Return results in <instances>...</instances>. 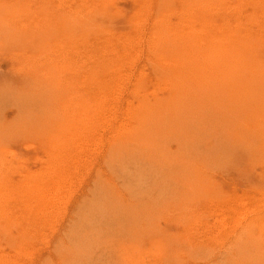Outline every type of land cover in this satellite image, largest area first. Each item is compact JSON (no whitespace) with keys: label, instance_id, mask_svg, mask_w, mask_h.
Listing matches in <instances>:
<instances>
[{"label":"rangeland","instance_id":"rangeland-1","mask_svg":"<svg viewBox=\"0 0 264 264\" xmlns=\"http://www.w3.org/2000/svg\"><path fill=\"white\" fill-rule=\"evenodd\" d=\"M168 1L0 0V264H264V87L172 82L264 44V0Z\"/></svg>","mask_w":264,"mask_h":264},{"label":"bare ground","instance_id":"bare-ground-1","mask_svg":"<svg viewBox=\"0 0 264 264\" xmlns=\"http://www.w3.org/2000/svg\"><path fill=\"white\" fill-rule=\"evenodd\" d=\"M108 1V0H107ZM111 1V0H110ZM145 1V0H144ZM169 1H172V0H169ZM168 1V2H169ZM183 1V0H182ZM199 1H201V0H199ZM213 1V0H212ZM250 1V0H249ZM143 2V1H142ZM187 2V1H186ZM193 2V1H192ZM206 2H208V1H206ZM221 2V1H220ZM111 3V2H110ZM113 3V2H112ZM184 3H185V1H184ZM197 3V2H196ZM201 3H202V1H201ZM204 3V2H203ZM202 3V4H203ZM210 3V2H209ZM224 3V2H223ZM226 3V2H225ZM224 3V4H225ZM236 3V2H235ZM187 4V3H186ZM194 4V3H193ZM205 4V3H204ZM239 4H240V2H239ZM238 4V5H239ZM242 4V3H241ZM18 5V4H17ZM106 5V4H105ZM138 5V4H137ZM221 6H222V4H220ZM236 5V4H235ZM107 6H109V5H107ZM136 6V5H135ZM142 6H143V4H142ZM146 6H147V2H146ZM163 6V5H162ZM187 6V5H186ZM204 6V5H203ZM217 6V5H216ZM99 7V6H98ZM190 7H192L191 6V4H190ZM228 7V6H227ZM100 8V7H99ZM110 8H111V6H110ZM144 8V7H143ZM160 8V7H159ZM169 8V7H168ZM184 8V7H183ZM220 8V7H219ZM232 8V7H231ZM103 9V8H102ZM101 9V10H102ZM149 9V8H148ZM191 9L192 8H190V11H191ZM209 9V8H208ZM215 9V8H214ZM213 9V10H214ZM217 9V8H216ZM217 10H219V9H217ZM227 10H229V9H227ZM119 11V10H118ZM145 11V10H144ZM189 11V10H188ZM209 11V10H208ZM215 11V10H214ZM220 11L221 10H219V11H216V12H218V13H220ZM230 11V10H229ZM95 12V11H94ZM108 12V11H107ZM106 12V13H107ZM160 12V11H159ZM203 13H204V11H202ZM238 12V11H237ZM103 13V12H102ZM108 13H110V12H108ZM145 13V12H144ZM210 14H211V10H210V12H209ZM91 14V13H90ZM99 14V13H98ZM142 14V13H141ZM191 14H192V12H191ZM74 15V14H73ZM82 15V14H81ZM102 15H104V13L102 14ZM139 15V14H138ZM160 15V14H159ZM158 15V16H159ZM164 15V14H163ZM190 14H187V17L190 19V16H189ZM194 15L196 16V17H198L199 18V14H198V16H197V14H196V12H194ZM218 15V14H217ZM76 16H77V14H76ZM88 16H89V14H88ZM87 16V17H88ZM92 16V15H91ZM98 16V15H97ZM135 16V15H134ZM161 16V15H160ZM168 16V15H167ZM166 16V17H167ZM181 16V15H180ZM185 16V15H184ZM192 16H193V14H192ZM213 17L214 16H216V15H212ZM108 17V16H107ZM141 17V16H140ZM165 17V18H166ZM186 17V18H187ZM92 18V17H91ZM90 18V20H92ZM110 18H111V16H110ZM164 18V19H165ZM183 17H181V19H182ZM186 18H185V20H186ZM200 18H202L201 16H200ZM98 19H99V16H98ZM101 19V18H100ZM114 20H115V18H113ZM132 19V18H131ZM197 19V18H196ZM90 20L88 21V22H90ZM94 20H96V19H94ZM137 20V19H136ZM142 20V19H141ZM159 20H160V18H159ZM185 20H183V21H185ZM72 21V20H71ZM86 21V20H85ZM101 21V20H100ZM99 21V22H100ZM169 21V20H168ZM199 21V20H198ZM197 21V22H198ZM83 22H84V20H83ZM83 22L81 23V26L82 25H84L83 24ZM182 22V21H181ZM196 22V21H195ZM196 22V23H197ZM52 23V22H51ZM87 23V22H86ZM93 23V22H92ZM95 23H96V21H95ZM102 23H104V22H102ZM106 23V22H105ZM135 23V22H134ZM136 23H138V22H136ZM163 23V22H162ZM165 23V22H164ZM163 23V24H164ZM179 23V22H178ZM183 23V22H182ZM203 23V22H202ZM242 23V22H241ZM241 23H240V25H241ZM246 23V22H245ZM10 24V23H9ZM70 24V23H69ZM142 24V23H141ZM155 24V23H154ZM162 24V25H163ZM168 24V23H167ZM174 24V23H173ZM176 24V23H175ZM191 24V23H190ZM189 24V25H190ZM193 24V23H192ZM209 24V23H208ZM207 24V25H208ZM66 25H67V22H66ZM72 25V24H71ZM87 25H88V23H87ZM139 25H140V23H139ZM157 25V24H156ZM188 24H187V26H189ZM196 25V24H195ZM207 25H206V27H207ZM210 25V24H209ZM208 25V26H209ZM247 25V24H246ZM86 26V25H85ZM99 26V25H98ZM102 26V25H101ZM135 26V25H134ZM161 26V25H160ZM193 26H194V24H193ZM192 26V27H193ZM212 26H214V25H212ZM223 26V25H222ZM251 26V25H250ZM250 26H249V28H250ZM9 27V26H8ZM83 27V26H82ZM203 28V29H207V28ZM53 28V27H52ZM88 28V27H87ZM161 28V27H160ZM171 28H173V27H171ZM180 28V27H179ZM184 28V27H183ZM198 28V27H197ZM213 28V27H212ZM55 29V28H54ZM91 29V28H90ZM96 29V28H95ZM94 29V30H95ZM186 29V28H185ZM188 29V28H187ZM199 29V28H198ZM198 29H196L195 31H197V33H199L198 32ZM210 29H211V27H210ZM215 29V28H214ZM242 29V28H241ZM56 30V29H55ZM69 30V29H68ZM82 30V29H81ZM85 30V29H84ZM87 30V29H86ZM88 30H89V28H88ZM169 30V29H168ZM216 30H218V29H216ZM221 30V29H220ZM244 30V29H243ZM95 31H97V30H95ZM172 31V30H171ZM170 31V32H171ZM194 31V30H193ZM213 31V30H212ZM222 31V30H221ZM226 31V30H225ZM240 31V30H239ZM93 32V31H92ZM164 32H166V31H164ZM220 32V31H219ZM229 32V31H228ZM246 32V31H245ZM68 33V32H67ZM86 33V32H85ZM183 33H185V31L184 32H182V34ZM202 32H200V34H201ZM207 33V32H206ZM206 33H204V34H206ZM221 33V32H220ZM230 33L231 34H233V31L232 32H229L228 33V35H230ZM237 33V32H236ZM241 33V32H240ZM55 34V33H54ZM153 34V33H152ZM176 34H178V33H176ZM187 34V33H186ZM216 34H218V33H216ZM225 34H227V32L225 33ZM158 35V34H157ZM161 35V34H160ZM170 35V34H169ZM188 35V37H189V35H191V34H187ZM195 35H197V34H195ZM202 35H203V33H202ZM220 35V34H219ZM237 35H238V33H237ZM151 36V35H150ZM153 36V35H152ZM163 36V35H162ZM126 37V36H125ZM157 37V36H156ZM158 37H159V35H158ZM186 38V36H185V38L186 39H190V38ZM194 37H196L197 38V36H194ZM201 37V36H200ZM214 37V36H213ZM227 36H225V38H226ZM232 38L234 37V36H231ZM230 36H229V38H231ZM252 37V36H251ZM251 37H250V39H251ZM152 38V37H151ZM172 38V37H171ZM182 38V40H183V37H181ZM180 38V36H179V40L181 39ZM196 38H193L194 40H196ZM222 37L220 36V39H221ZM228 38V37H227ZM229 38H228V41H229ZM249 38V37H248ZM126 39V38H125ZM156 39V38H155ZM163 39V38H162ZM167 39V38H166ZM166 39H164L165 41H167L168 42V40H166ZM178 39V38H177ZM240 40V37L239 38H237V40ZM245 39H247L246 37H245ZM257 39H258V37H257ZM257 39H255V41L257 40ZM152 40V39H151ZM157 40L159 41L160 39H158L157 38ZM171 40V39H170ZM175 40H176V38H175ZM178 40V41H179ZM203 40V39H202ZM202 40H201V46H202ZM222 40H225V39H222ZM227 40V39H226ZM226 40L225 41H221V42H223V43H225L226 42ZM231 40V39H230ZM234 40V39H233ZM232 40V41H233ZM248 40V39H247ZM247 40H246V42L244 43L243 42V44L241 45V46H237V47H234L235 45L233 44V43H228V42H226V44H232V45H234V46H229L230 48H231V50L232 51H234V52H232L233 54H231V53H229V56H228V58L226 57V59H224V61H222L221 60V62H220V58L218 59V58H216V57H218V56H214V53H216V49H215V52H213V56L212 55H205V60L206 61H208V63H210V61H214V62H212V64H213V67L212 68H210V69H208V68H206L207 66L205 65L207 62L205 61V63L203 64V65H205V66H203V68L205 69V72H203L202 71V74L201 75H198L199 73H197V72H194V74L192 75V73H191V75L190 74H188V75H185V76H182L183 75V71H184V69L183 68H181V70L179 71V69H178V71H179V73H177V72H175L174 70V72L175 73H177V75L172 79V82H173V90L174 91H176V95H178V96H181L180 95V92H182V91H185V90H187V89H191V88H198V87H200V86H203V87H207V88H211L216 94H214V95H223V96H227L228 97V100H231L232 101V103L234 102V103H236V102H240L241 103V101L243 100V99H250V97L251 96H254V94H256V93H258V91H256L257 89H259L260 87H264V44H260V42L259 41H256V42H258V43H256L255 41H254V43L252 44H250L249 42L250 41H252L253 39H251V40H248L249 42L247 43ZM128 41V40H127ZM155 41V40H154ZM157 41V42H158ZM165 41L163 42V44H166L165 43ZM190 41H191V39H190ZM199 41L200 40H196V42H197V46L195 45L196 43H195V41L193 42V41H191V43L193 42L194 43V45L197 47L196 49L199 51V50H201V47L200 48H198V43H199ZM207 41V40H206ZM173 42V41H172ZM176 42V41H175ZM186 42V41H185ZM209 42V41H208ZM220 42V43H221ZM234 42V41H233ZM264 42V41H263ZM263 42H261V43H263ZM134 43V42H133ZM159 43H161V41L159 42ZM171 43V42H170ZM174 43V42H173ZM180 43H181V40H180ZM179 43V44H180ZM188 43V42H187ZM207 43V42H206ZM216 43V42H215ZM220 43H218L217 42V44H220ZM222 43V44H223ZM235 43V42H234ZM238 43V42H237ZM162 44V45H163ZM186 44V43H185ZM214 44V43H213ZM212 44V45H213ZM216 44V45H217ZM225 44V45H226ZM240 44V43H239ZM156 45L157 46H160V44L158 45L157 43H156ZM191 45V44H190ZM216 45H213V47L214 48H216L215 46ZM221 45V44H220ZM157 46H156V49H157ZM175 46H176V44H175ZM203 46H204V44H203ZM207 46V45H206ZM206 46H205V48H206ZM222 46V45H221ZM127 47V46H126ZM163 47V46H162ZM187 47V49H188V47H190L189 45L188 46H186L185 45V48ZM191 47H192V45H191ZM217 47H220L219 45H217ZM161 48V47H160ZM163 48H165V47H163ZM183 48V47H182ZM184 48V49H185ZM203 48V47H202ZM204 48V49H205ZM207 48H210L211 49V47L209 46H207ZM166 49V48H165ZM203 49V50H204ZM217 49H219V48H217ZM223 49V50H222ZM234 49V50H233ZM168 50V49H167ZM191 50V49H190ZM193 50H194V48H193ZM193 50H191V51H193ZM212 51H213V49H211ZM219 50H222V51H224L225 49H224V47L223 48H220ZM219 50H217V53L216 54H218V51ZM189 51V50H188ZM188 51H187V53H188ZM196 51V50H195ZM212 51H208L209 53H212ZM228 51V50H227ZM250 53V55H249V53ZM253 51V52H252ZM155 52V51H154ZM183 52V51H182ZM186 52V51H185ZM197 52V51H196ZM195 52V55L197 54ZM200 52V51H199ZM203 52V51H202ZM202 52H200V53H202ZM207 52V51H206ZM221 52V51H220ZM229 52V51H228ZM165 53H167L166 51H165ZM184 53V52H183ZM204 53V52H203ZM173 54V53H172ZM171 54V55H172ZM215 54V55H216ZM224 54V53H223ZM222 53H221V55L222 56H224ZM194 55V54H193ZM197 55H199V53L197 54ZM196 55V56H197ZM200 55H202V54H200ZM203 55V56H204ZM219 55H220V53H219ZM220 55V56H221ZM226 55H227V53H226ZM126 56V55H125ZM167 56V55H166ZM165 56V57H166ZM203 56H201V58L203 57ZM221 56V57H222ZM158 57V55L156 56V58ZM164 57V56H163ZM193 57V56H192ZM195 57V56H194ZM174 58V57H173ZM181 58V57H180ZM197 58V57H196ZM169 59H170V57H169ZM195 59V58H194ZM193 59V60H194ZM159 60V59H158ZM161 60V59H160ZM162 60H164V58H162ZM162 60L160 61V62H162ZM188 60H189V58H188ZM196 60V59H195ZM200 60V59H199ZM170 61H173V60H170ZM183 61V60H182ZM198 61V60H197ZM169 62V61H168ZM179 62V61H178ZM184 63H185V61H183ZM195 62V61H194ZM199 62V61H198ZM201 62H204V60L203 61H201ZM180 63V62H179ZM200 63V62H199ZM170 64V63H169ZM172 64V63H171ZM174 64H175V62H174ZM201 64V65H202ZM181 65V64H180ZM190 65V64H189ZM199 65V64H198ZM172 66H174V65H171V68H172ZM182 66V65H181ZM181 66H178L177 65V67H181ZM192 66V65H191ZM200 66V65H199ZM94 67V66H93ZM176 67V66H175ZM195 68V67H194ZM158 69H159V67H158ZM200 69H202V67H200ZM199 69V70H200ZM160 70V69H159ZM172 70V69H171ZM170 70V71H171ZM166 71V70H165ZM187 71H189V70H187ZM159 72V71H158ZM201 72V71H200ZM166 74H169V72L167 73L166 72ZM171 74V73H170ZM174 74V73H173ZM180 74V75H179ZM182 74V75H181ZM169 76V75H168ZM166 77V76H165ZM164 78V77H163ZM162 78V79H163ZM169 79H170V76H169ZM164 81H165V79H163ZM168 80V79H167ZM166 80V81H167ZM170 81V80H169ZM170 84H171V82H169ZM165 84V83H164ZM204 84V85H203ZM167 86H168V84H167ZM166 86V87H167ZM78 87V86H77ZM140 87V86H139ZM143 87H146V86H144L143 85ZM147 87H148V85H147ZM171 87V86H170ZM67 88V87H66ZM141 88V87H140ZM200 88H202V87H200ZM169 89V88H168ZM189 89V90H190ZM143 90H144V88H143ZM147 89H145V91H146ZM167 90V89H166ZM165 90V91H166ZM171 90V89H170ZM178 90H182V91H178ZM208 90V89H207ZM192 91V90H191ZM205 91V90H204ZM213 91H211V92H213ZM139 93V90L137 91V94ZM141 93V92H140ZM144 93V92H143ZM147 94H150L151 95V93H148V92H146ZM156 92H154L153 93V95H155L156 96V94H155ZM164 93V92H163ZM169 93V92H168ZM175 93V92H174ZM184 93V92H183ZM145 94V93H144ZM158 94V93H157ZM171 94V93H170ZM168 95L169 97L171 96V95ZM189 94V93H188ZM207 94H209V93H207ZM211 94V93H210ZM153 95L152 96H149L150 97V99H152L151 97H153ZM175 95V94H174ZM147 96V95H146ZM155 96H154V98H155ZM192 96V95H191ZM141 97H142V95H141ZM144 97V96H143ZM157 97V96H156ZM177 97V96H176ZM194 97V96H193ZM199 97V96H198ZM218 97V96H217ZM255 97V96H254ZM81 98V97H80ZM79 98V99H80ZM145 98H147V97H145ZM164 98V97H163ZM202 98H203V96H202ZM205 98V97H204ZM203 98V99H204ZM208 98V97H207ZM253 98V97H252ZM156 99V98H155ZM167 99V98H166ZM166 99H164V100H166ZM176 99H178V98H176ZM208 99H210V98H208ZM137 100H139V99H137ZM144 100V99H143ZM143 100H142V102H143ZM146 100H148V98L146 99ZM172 99H170L169 101H171ZM181 100H183V99H181ZM194 100V99H193ZM252 100V99H251ZM82 101V100H81ZM149 101V100H148ZM147 101V102H148ZM151 101V100H150ZM156 102H157V99L155 100ZM158 101H160V100H158ZM180 101V100H179ZM188 101V100H187ZM214 101H216V99L214 100ZM213 101V102H214ZM222 101H224V100H222ZM140 102V100L138 101V104H140L139 103ZM146 101H144V103H145ZM152 102V101H151ZM161 102V101H160ZM164 102V101H163ZM167 102V101H166ZM172 102V101H171ZM170 102V103H171ZM174 102V101H173ZM246 102V101H245ZM82 103V102H81ZM84 103V102H83ZM150 105H151V103L150 102H148ZM169 103V102H168ZM175 103V102H174ZM187 103V102H186ZM239 103V104H240ZM142 104V103H141ZM147 104V103H146ZM148 104V105H149ZM153 104V103H152ZM252 104V103H251ZM84 105V104H83ZM87 105V104H86ZM157 105V104H156ZM160 105V104H159ZM166 105V104H165ZM164 105V106H165ZM173 105V104H172ZM200 105V104H199ZM223 105V104H222ZM82 106V105H81ZM139 106V105H138ZM140 106H143V105H140ZM139 106V107H140ZM146 106V105H145ZM161 106V105H160ZM168 106H170V105H168ZM168 106H165L166 107V109H167V107ZM178 106V105H177ZM184 106V105H183ZM182 106V107H183ZM79 107H80V105H79ZM86 107V106H85ZM84 107V108H85ZM157 107V106H156ZM162 107V106H161ZM161 107H159L160 109H161ZM165 107H163V108H165ZM185 107V106H184ZM183 107V108H184ZM80 108H83V107H80ZM158 108V109H159ZM170 108V107H169ZM168 108V109H169ZM171 108H173V107H171ZM175 108H177V107H175L174 106V108H173V110L175 109ZM142 109V108H141ZM144 109V108H143ZM142 109V110H143ZM156 110H153L155 113L157 112V108H155ZM167 109V110H168ZM178 109H179V107H178ZM81 110V109H80ZM97 110V109H96ZM139 110V109H138ZM163 109H161L160 111H162ZM147 111V110H146ZM145 111V112H146ZM150 111V110H149ZM152 111V112H153ZM81 112V111H80ZM148 112V111H147ZM151 112V111H150ZM151 112V113H152ZM174 112V111H173ZM175 112H176V110H175ZM180 112V111H179ZM139 113H140V110H139ZM155 113H154V116L153 117H155L156 115H158L157 113H156V115H155ZM168 113H169V111H168ZM166 114V113H165ZM67 115V114H66ZM146 115H148L149 116V114H146ZM78 116V115H77ZM82 116H83V114H82ZM139 116H143L142 115V113H141V115H139ZM145 116V115H144ZM146 117V122H151L150 120L153 118H151L150 116L149 117ZM176 116V115H175ZM172 117V116H171ZM147 118L149 119V118H151L150 120H148L147 121ZM175 118V117H174ZM68 119V118H67ZM144 119L145 118H143V121H144ZM160 120V119H159ZM71 121V120H70ZM139 121V120H138ZM147 126L149 125L148 123L146 124ZM151 125V124H150ZM124 127V126H123ZM127 133V132H126ZM62 134V133H61ZM119 134V133H118ZM125 134V133H124ZM129 135V134H128ZM127 135V136H128ZM1 141V140H0ZM2 142H0V144H1ZM127 143V142H126ZM1 149V148H0ZM2 151V150H1ZM1 155V154H0ZM1 158H2V155H1V157H0V161H1ZM1 166V165H0ZM2 175V174H1ZM25 186V185H24ZM44 186V185H43ZM37 188V187H36ZM42 189V188H41ZM43 189H45V188H43ZM2 191V190H1ZM0 191V192H1ZM38 191H39V189H38ZM39 193H41V192H39ZM2 194V193H1ZM37 195V194H36ZM43 195H44V193H43ZM40 196V195H39ZM45 196V195H44ZM7 198V197H6ZM5 198V199H6ZM43 198V196L41 197V199ZM4 199V200H5ZM40 199V198H39ZM45 202H46V200L48 201L49 199H43ZM1 201V200H0ZM35 201H37V199L35 200ZM39 202V201H38ZM42 203V202H41ZM47 203V202H46ZM48 203H49V201H48ZM47 203V204H48ZM38 204V203H37ZM39 206V205H38ZM47 206V205H46ZM1 208V207H0ZM4 209V208H3ZM2 212L3 211H1V214H2ZM0 214V215H1ZM2 216V215H1ZM2 220V219H1ZM3 228V227H2ZM7 228V227H6Z\"/></svg>","mask_w":264,"mask_h":264}]
</instances>
